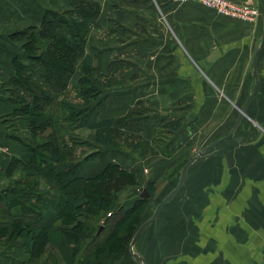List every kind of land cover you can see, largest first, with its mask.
Returning <instances> with one entry per match:
<instances>
[{
    "label": "crops",
    "instance_id": "0c3cea01",
    "mask_svg": "<svg viewBox=\"0 0 264 264\" xmlns=\"http://www.w3.org/2000/svg\"><path fill=\"white\" fill-rule=\"evenodd\" d=\"M69 1L0 0V189L25 175L20 163L6 168L12 158L29 159L27 144H33L24 118L10 114L8 99L19 94H12L8 85L11 58L17 55L28 62L23 38L10 34L29 25L37 27L44 9L61 11ZM96 1L99 36L87 38L83 52L91 53L94 45L99 48L92 55V66L103 74L112 59L130 62L101 88L96 117L121 116L133 107L121 131L146 143L143 150L127 145L111 149L93 140V130L55 118L57 136L77 142L75 173L96 174L108 160L134 168L136 183L113 194L114 207L142 198L138 194L145 187L147 206L142 216L148 217L176 183L174 166L218 140L188 165L181 187L137 234L133 247L145 264H260L264 257V0H230L257 8L256 18L249 21L216 13L196 0ZM213 48L217 53L211 57ZM79 75L76 64L66 84L75 83ZM159 183L166 190L151 191ZM56 186L52 176L43 173L33 188L41 195L49 228L58 224L52 210ZM71 252L60 235L30 257L20 236L0 238V264H70ZM109 264L137 263L127 249Z\"/></svg>",
    "mask_w": 264,
    "mask_h": 264
},
{
    "label": "trees",
    "instance_id": "16d2710c",
    "mask_svg": "<svg viewBox=\"0 0 264 264\" xmlns=\"http://www.w3.org/2000/svg\"><path fill=\"white\" fill-rule=\"evenodd\" d=\"M98 12L96 0H70L61 11L44 9L36 30L29 25L10 34L23 38L22 49L28 58L24 63L17 55L11 58L13 74L8 85L12 94H19L8 99L10 114L24 118L33 144H27L29 159L12 158L6 168L20 163L25 175L11 187L0 189V238L20 236L29 257L37 256L46 243L60 235L72 247L70 264H109L127 250L131 234L142 221L147 198L136 197L127 205L114 207L113 192L136 183L135 169L108 160L96 174L77 175V162L70 161L77 142L57 136L54 128L55 118L73 127H87L93 130L94 141L111 149L127 145L143 146V150L146 143L121 131L133 107L121 116L96 117L101 88L109 86L130 64L112 59L104 74L94 70L92 55L99 48L91 46V53L83 49L88 37L98 35ZM76 64L80 75L67 85V76ZM43 173L51 175L57 185L52 205L54 219H58L56 228L45 224L41 195L33 189ZM108 209L112 212L105 216ZM101 216L103 220L95 222Z\"/></svg>",
    "mask_w": 264,
    "mask_h": 264
},
{
    "label": "water",
    "instance_id": "95a60500",
    "mask_svg": "<svg viewBox=\"0 0 264 264\" xmlns=\"http://www.w3.org/2000/svg\"><path fill=\"white\" fill-rule=\"evenodd\" d=\"M263 35V34H262ZM261 35V36H262ZM214 53H217V50L215 48H213L209 55L211 57H214ZM256 54H257V51H256V48L254 49V54H253V58H252V63H254V59L256 57ZM210 57V58H211ZM254 87V86H253ZM253 87H252V91H251V94L250 96L247 98V100L244 102V104L240 107V110H239V113L236 117V120L234 121V125H233V128L238 124V119L240 118V116L242 115V113L244 112V110L246 109V105H247V102L249 101L250 97L252 96V92H253ZM218 140H213L211 141L210 143H208L207 145H205L204 147H201L197 153L193 154L192 156H190L189 158H187L180 166V169L178 171V175H177V179H176V183L170 188V190H168L164 196H162V198H160V200H158L156 202V204L154 205V207L152 208V213L142 219V221L138 224V226L135 228V230L133 231V233L131 234L130 236V240L128 242V245H127V249H128V253H131V256L135 259L136 263L137 264H145L141 255L139 253H137V251L134 249L133 247V243L135 241V237L137 236V234L143 229L144 226H146L148 223L152 222L155 217L157 216V213H158V209L163 205L164 202H166L168 199H170L171 196H173V194L181 187V185L183 184V180H184V177L186 175V170H187V167L188 165L194 161L195 159H197V157L200 155L201 151L205 148H209L211 147L213 144H215ZM147 191H146V188L143 187L141 192L138 194L140 197H146L147 196ZM101 227V224L99 225L97 231L100 229Z\"/></svg>",
    "mask_w": 264,
    "mask_h": 264
},
{
    "label": "built area",
    "instance_id": "2783aa9c",
    "mask_svg": "<svg viewBox=\"0 0 264 264\" xmlns=\"http://www.w3.org/2000/svg\"><path fill=\"white\" fill-rule=\"evenodd\" d=\"M176 2H183L186 0H175ZM205 7H209L216 13H221L231 17H239L244 20H254L257 15V8L252 5H247L244 3L232 2L230 0H196ZM2 147L0 146V152H2ZM110 212H107L109 214ZM260 264H264V257L262 258Z\"/></svg>",
    "mask_w": 264,
    "mask_h": 264
},
{
    "label": "rangeland",
    "instance_id": "374dc122",
    "mask_svg": "<svg viewBox=\"0 0 264 264\" xmlns=\"http://www.w3.org/2000/svg\"><path fill=\"white\" fill-rule=\"evenodd\" d=\"M37 29V27H35L34 28V30H36ZM101 33H105V30H102V32ZM99 36V35H98ZM89 38V37H88ZM99 72V71H98ZM100 74H103V73H101V72H99ZM140 144H143V141L141 140V143ZM76 146V145H75ZM75 146H74V148H75ZM120 146H122V145H120ZM140 147V146H139ZM141 147H143V146H141ZM104 155V154H103ZM75 159V158H74ZM71 162H72V160H70ZM69 161V162H70ZM180 164H181V162L180 163H177L174 167V174H178V171H179V166H180ZM161 183H159V184H156L155 186H152V187H150L151 188V191H156V190H166V187L165 186H161ZM117 191V190H116ZM116 191H114L113 192V194L116 192ZM166 193V192H165ZM119 194V193H118ZM164 195V194H163ZM153 201L151 200V203H152ZM146 206H147V204L144 206V208H143V212H144V209L146 208ZM148 207H150V204H148ZM111 211V209H108V211H106V213H105V216H107V215H109V214H107V212H110ZM112 212V211H111ZM144 216H142V219H144V218H146V217H144ZM80 219H82V217H79ZM103 218H104V216H101L98 220H95V222H97V223H100L102 220H103ZM91 220H93V218H90Z\"/></svg>",
    "mask_w": 264,
    "mask_h": 264
}]
</instances>
